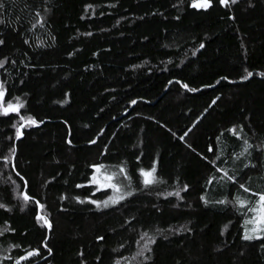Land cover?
<instances>
[{
  "label": "trees",
  "instance_id": "16d2710c",
  "mask_svg": "<svg viewBox=\"0 0 264 264\" xmlns=\"http://www.w3.org/2000/svg\"><path fill=\"white\" fill-rule=\"evenodd\" d=\"M3 3L0 81L37 124L17 139L19 117L0 116V264L36 248L40 255L20 264H140L135 241L145 231L156 243L144 264H264V239H242L243 210L234 206L235 195L251 194L202 158L221 156L218 167L264 191V149L256 147L264 142V0H212L207 10L191 0ZM245 70L253 75L241 80ZM233 126H243L251 157L235 159L242 141ZM249 160L255 168L244 167ZM153 161L165 183L145 188L138 170ZM100 162L123 163L139 190L108 208L79 203L76 196L110 194L87 184L88 165ZM184 184L182 200L167 195ZM24 192L44 208L34 200L21 208ZM225 197L226 205L213 203Z\"/></svg>",
  "mask_w": 264,
  "mask_h": 264
},
{
  "label": "snow or ice",
  "instance_id": "6c2138e0",
  "mask_svg": "<svg viewBox=\"0 0 264 264\" xmlns=\"http://www.w3.org/2000/svg\"><path fill=\"white\" fill-rule=\"evenodd\" d=\"M219 4L229 6V4H235L237 3V0H218ZM193 9H205L207 10L212 6V0H191V3L189 5ZM88 7H91L90 5ZM5 5L3 3V0H0V9H4ZM37 16H39V13H37ZM0 23H4L3 20H0ZM41 24L43 22L41 21ZM90 35V33H89ZM5 41L3 39H0V45H3ZM27 43V41H25ZM201 48L204 47L203 44L200 45ZM5 64V60H0V68H2ZM246 75H243L240 77L241 80H247L249 77L253 75L252 72L247 71ZM261 75H264V73H261ZM223 79L227 80V77H223ZM171 83V81H169ZM179 83V81H177ZM183 88H185L189 92H196L197 89L193 87H189L188 84H182ZM206 87H208L206 85ZM10 96V93H8V90L5 87V84L3 81H0V116L3 117H9L11 113H15L19 120L17 123L13 124L12 127L16 129L15 136L17 139H19L23 132L21 131L22 128H25L27 126L35 125L37 124V120L34 119L31 116H24L20 114V109L23 107L22 102H20L19 97H12L11 99L8 98ZM13 100L16 102L14 103ZM131 103L135 104L136 101L133 100ZM215 103V101H213ZM228 131L235 136L238 140L242 141V150L239 152L238 155L235 156L236 160H240L241 158L245 157H251L252 152L251 150L254 148V145L249 142V139L246 138L247 134L244 133L243 126L240 127L239 131H237V127L233 126L232 128L228 129ZM241 133H244L242 136ZM187 132L184 133V135L180 136V140H185V137L187 136ZM71 143V141H69ZM89 144H95V140H89ZM189 148H192V145H187ZM258 149H264V142H262L261 145L256 146ZM195 151V149H192ZM10 152L15 154L16 149L14 147H11L9 149ZM208 151L212 152L213 148L212 146L208 147ZM101 155H104V152L101 151ZM214 159H209L207 156H203L202 158L205 159L208 164L211 166L210 170H215V172L222 173V176L219 177L220 180L224 181L225 184H230L232 186L238 187V189L243 190V193L247 194L250 193V196H243L242 194L238 193L234 197V206L238 205L239 209H242L241 215L244 217L243 219V235L242 239L245 241H253L257 239H264V191L255 192L250 187L247 186L249 183L248 180L241 182L239 177L235 174H230L229 171L224 170L223 168L218 167L217 161L221 160V156L216 155L214 153ZM137 161H139V156H137ZM3 161L5 164L10 163L9 156H3ZM15 167V166H14ZM88 167L92 169V174L90 178L86 177L87 184L94 187L97 191L100 190H108L111 189L112 195L108 196L107 199L104 200H97L90 198L88 196H85L83 199H81L80 196H76L75 199L83 204L85 201L89 202L90 204L95 205L97 208H108L109 206H115L119 205L122 201H125L126 198L133 196L134 192L138 191V188H133L131 183V176L127 171L126 166L121 163L117 165H106L103 162L100 163H92L89 164ZM245 168L252 167L255 168L256 164H252L249 160L247 163L244 164ZM139 176L141 178V183L145 188L158 186L159 184L165 183L162 179H160L157 175V166L156 161H153L151 166L149 168L140 167L139 168ZM17 176H20V173H16ZM122 177L123 179H120ZM21 180L24 179L23 176L20 177ZM217 179L216 176L211 177L208 180V184H212ZM250 180V178H249ZM127 181V183H125ZM77 188H85L86 186L84 184H76ZM188 185L184 184L178 191L167 193L168 196H175L178 199H183L181 196V192L187 191ZM23 198L24 204L21 205V208H23L27 202L33 201L36 205H39L41 209L44 208V205L40 204L39 200H35L34 197L29 196L27 193H21L20 194ZM94 195V194H93ZM159 195V193H158ZM200 199L204 201L205 205L209 203V201L206 199L205 196H201ZM213 203L220 204V205H226L229 203L227 200V197L224 199H220L217 201H214ZM6 205L5 203H0V209H5ZM7 210H11L8 208ZM36 219L38 221H43V224L50 230L52 228L51 222L48 220L46 216H42L40 214L36 215ZM249 225L251 227H249ZM227 228V225H225V229ZM180 230L184 231H190V229H187L186 227ZM14 231V230H13ZM157 232H161L160 229L156 230ZM0 235H3V233H0ZM167 238V237H165ZM97 239L103 240L104 237H97ZM137 245H140L139 250L136 252V257L142 258L140 261V264H144V262L149 261L151 259L150 255H146V253H152L153 248L152 245L156 243L154 236L149 235L148 231L143 232L140 235V239L135 241ZM45 248H47L48 253H51L52 249L47 247V244L44 245ZM40 255L39 248L32 249L26 253L24 256H20L19 260H17L16 264H20L21 260H28L31 257H36ZM135 259V257H134ZM115 264H120V261L117 260Z\"/></svg>",
  "mask_w": 264,
  "mask_h": 264
},
{
  "label": "rangeland",
  "instance_id": "374dc122",
  "mask_svg": "<svg viewBox=\"0 0 264 264\" xmlns=\"http://www.w3.org/2000/svg\"><path fill=\"white\" fill-rule=\"evenodd\" d=\"M20 102H22L21 100H20ZM15 103V102H14ZM120 179H123L122 177H120ZM125 183H127V181H125ZM134 188V187H133ZM110 190V194L108 195V196H110V195H112V191H111V189H109ZM97 191V190H96ZM101 191V190H100ZM21 193H18V197L19 198H21L22 199V196L20 195ZM107 196V197H108ZM107 197L106 198H104V199H107ZM104 199H102V200H104ZM109 207H111V206H109ZM101 208H103V207H101ZM249 227H251L250 225H249Z\"/></svg>",
  "mask_w": 264,
  "mask_h": 264
},
{
  "label": "water",
  "instance_id": "95a60500",
  "mask_svg": "<svg viewBox=\"0 0 264 264\" xmlns=\"http://www.w3.org/2000/svg\"><path fill=\"white\" fill-rule=\"evenodd\" d=\"M21 131L23 132V128L21 129ZM25 193V192H24ZM38 207H39V205H38ZM39 210H40V207H39Z\"/></svg>",
  "mask_w": 264,
  "mask_h": 264
}]
</instances>
